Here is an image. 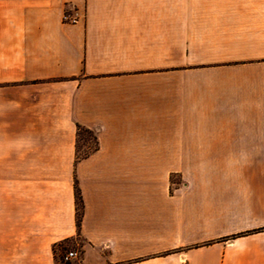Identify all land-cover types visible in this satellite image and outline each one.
Masks as SVG:
<instances>
[{"label":"crops","instance_id":"0c3cea01","mask_svg":"<svg viewBox=\"0 0 264 264\" xmlns=\"http://www.w3.org/2000/svg\"><path fill=\"white\" fill-rule=\"evenodd\" d=\"M0 264H264V0H0Z\"/></svg>","mask_w":264,"mask_h":264},{"label":"trees","instance_id":"16d2710c","mask_svg":"<svg viewBox=\"0 0 264 264\" xmlns=\"http://www.w3.org/2000/svg\"><path fill=\"white\" fill-rule=\"evenodd\" d=\"M82 131H83V132H86V133H88V134H91V136L93 137V141L96 140V139H95V136H94V134H93L92 131H90V130H88V129H85V128H82V127L79 126V131H78V142H77L78 148L80 147V145H79V138H80V136H81ZM75 189H76V202H77V223L79 224V222H80V218H81V210H82V205H83L82 203H83V202H82L81 193H80V190H79L77 184H76V186H75Z\"/></svg>","mask_w":264,"mask_h":264},{"label":"built area","instance_id":"2783aa9c","mask_svg":"<svg viewBox=\"0 0 264 264\" xmlns=\"http://www.w3.org/2000/svg\"><path fill=\"white\" fill-rule=\"evenodd\" d=\"M63 19L67 22H75L77 20V15L73 11V8H70V10H67L65 14L63 15ZM79 257V253L77 250H70L64 255L65 261H71L75 260Z\"/></svg>","mask_w":264,"mask_h":264},{"label":"rangeland","instance_id":"374dc122","mask_svg":"<svg viewBox=\"0 0 264 264\" xmlns=\"http://www.w3.org/2000/svg\"><path fill=\"white\" fill-rule=\"evenodd\" d=\"M93 142V137L91 136V134H88L86 132L81 133V136L79 138V145L81 147V150H86V146L87 143H92ZM64 263H66L67 261L63 260ZM70 262V261H68Z\"/></svg>","mask_w":264,"mask_h":264}]
</instances>
